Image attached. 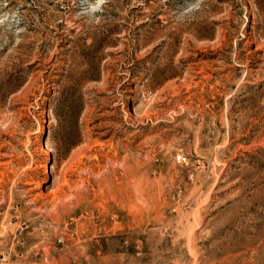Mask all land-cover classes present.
<instances>
[{
    "label": "rangeland",
    "instance_id": "rangeland-1",
    "mask_svg": "<svg viewBox=\"0 0 264 264\" xmlns=\"http://www.w3.org/2000/svg\"><path fill=\"white\" fill-rule=\"evenodd\" d=\"M95 3L0 0V264H264V0Z\"/></svg>",
    "mask_w": 264,
    "mask_h": 264
},
{
    "label": "clouds",
    "instance_id": "clouds-1",
    "mask_svg": "<svg viewBox=\"0 0 264 264\" xmlns=\"http://www.w3.org/2000/svg\"><path fill=\"white\" fill-rule=\"evenodd\" d=\"M105 3H107V0H96L95 5H93L92 10L95 11H100L102 10V5H104Z\"/></svg>",
    "mask_w": 264,
    "mask_h": 264
},
{
    "label": "built area",
    "instance_id": "built-area-1",
    "mask_svg": "<svg viewBox=\"0 0 264 264\" xmlns=\"http://www.w3.org/2000/svg\"><path fill=\"white\" fill-rule=\"evenodd\" d=\"M178 159L180 160V159H181V157H180V156H178Z\"/></svg>",
    "mask_w": 264,
    "mask_h": 264
}]
</instances>
